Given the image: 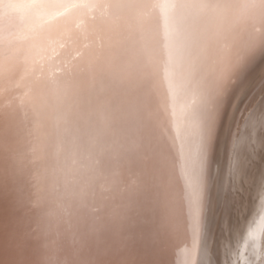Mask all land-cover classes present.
I'll return each mask as SVG.
<instances>
[{
    "label": "snow or ice",
    "instance_id": "snow-or-ice-1",
    "mask_svg": "<svg viewBox=\"0 0 264 264\" xmlns=\"http://www.w3.org/2000/svg\"><path fill=\"white\" fill-rule=\"evenodd\" d=\"M124 6L127 15L114 23L107 52L78 50L60 75L40 69L27 123L0 111V179L15 175L27 129L42 148L25 167L36 170V187L42 178L51 181L73 236L54 262L16 239L14 264H177V249L189 247L174 243L181 224L196 257L210 253L205 264H225L206 220L212 153L232 86L256 54L228 41L243 31L258 39L256 52L264 57V0H124ZM148 9L152 18L138 16ZM158 10L167 12L164 40ZM213 35L228 48L223 59L210 46ZM56 54L53 48L49 61ZM9 62L0 40V70ZM168 92L191 93L196 103L185 106L183 126L166 139L160 123ZM246 113L242 120L256 139L241 159L233 136L222 174L237 182L219 194L229 239L240 228L231 220L234 207L248 211L251 198L253 208L257 201L264 208V132L256 133L255 119L264 117V97ZM69 191L84 195L70 201Z\"/></svg>",
    "mask_w": 264,
    "mask_h": 264
},
{
    "label": "bare ground",
    "instance_id": "bare-ground-1",
    "mask_svg": "<svg viewBox=\"0 0 264 264\" xmlns=\"http://www.w3.org/2000/svg\"><path fill=\"white\" fill-rule=\"evenodd\" d=\"M126 15L124 0H0V40H3L11 58V62L4 64L0 70V111H13L19 121L27 123V119L34 116L31 102L35 81L41 76L40 69L49 76L53 72L60 75L59 68L71 61L78 50L107 52L110 43L115 40L112 32L114 23ZM153 15L151 9L138 13L143 19ZM155 15L160 17L159 38L164 40L168 32L167 12L158 10ZM109 37L113 38L112 41ZM209 43L213 50L219 49L223 59L228 51L223 39L213 35ZM258 44V39H249L243 31L234 34L228 41L233 49L242 48L246 53L256 54L232 86L229 100L221 112L212 153L213 187L207 196L206 220H209L210 230L218 241L217 251L223 255L225 264H237V254H241L238 264H245L244 256L248 257V264H261L264 260V256L260 255L264 252V231L258 230L255 239L250 233L258 225L260 216L264 215L259 201L253 208L249 198L248 211L243 207L240 212L235 207L232 209V223L240 222V228L234 230L229 239L226 213L219 199L223 186L237 182L235 176L222 174L233 136L240 143L241 159L250 149L249 141L256 139L252 127L246 128L242 119L247 116V110L264 97V57L256 52ZM53 48L57 54L49 61ZM195 103L196 97L191 93L174 97L168 92L167 111L160 123L163 137L175 136L177 124L183 126L181 114L185 106H194ZM255 119L256 133L264 132V117L258 114ZM22 136L23 152L15 175L9 171L0 179V264H14L16 239L30 251L38 252L40 258H51L54 262L58 251L73 245L72 229L68 227L67 215L61 218V205L55 200L51 181L42 178L39 187H36V170L29 174L25 167L28 160H34L40 152L41 143L35 137H29L27 129H22ZM40 172L43 173V168ZM67 195L70 201L74 199L78 202L84 193L73 195L69 191ZM247 215L249 218L245 221L244 216ZM173 235L174 243L189 246L187 252L177 249V264H186V261L189 264L193 261L205 264L210 259V253L195 256L190 247L191 238L186 236L182 224L173 230Z\"/></svg>",
    "mask_w": 264,
    "mask_h": 264
},
{
    "label": "clouds",
    "instance_id": "clouds-1",
    "mask_svg": "<svg viewBox=\"0 0 264 264\" xmlns=\"http://www.w3.org/2000/svg\"><path fill=\"white\" fill-rule=\"evenodd\" d=\"M258 230L264 231V215L260 216L258 225L250 230L253 239L256 238V233Z\"/></svg>",
    "mask_w": 264,
    "mask_h": 264
},
{
    "label": "rangeland",
    "instance_id": "rangeland-1",
    "mask_svg": "<svg viewBox=\"0 0 264 264\" xmlns=\"http://www.w3.org/2000/svg\"><path fill=\"white\" fill-rule=\"evenodd\" d=\"M251 199V198H250Z\"/></svg>",
    "mask_w": 264,
    "mask_h": 264
}]
</instances>
